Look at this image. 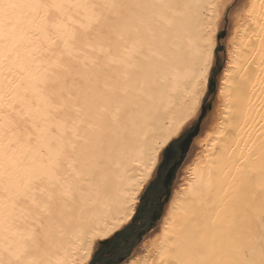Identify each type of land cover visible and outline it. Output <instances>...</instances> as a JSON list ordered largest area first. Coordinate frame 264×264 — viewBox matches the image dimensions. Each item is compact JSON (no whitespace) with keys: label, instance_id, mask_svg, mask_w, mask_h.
I'll return each instance as SVG.
<instances>
[{"label":"snow or ice","instance_id":"obj_1","mask_svg":"<svg viewBox=\"0 0 264 264\" xmlns=\"http://www.w3.org/2000/svg\"><path fill=\"white\" fill-rule=\"evenodd\" d=\"M260 5L251 22L264 49ZM238 7L235 0H0V264H91L100 216L115 201L138 202L168 164L165 149L200 114L217 33L238 14L253 17L255 5L242 14ZM258 54L264 72V50ZM240 60L232 66L234 102L244 114L252 101ZM257 159L264 176V145L236 169L247 178L233 188L221 224L199 222L215 203L209 174L190 219L164 233L162 262L264 264V181L251 178ZM218 240L231 259L204 255Z\"/></svg>","mask_w":264,"mask_h":264},{"label":"bare ground","instance_id":"obj_2","mask_svg":"<svg viewBox=\"0 0 264 264\" xmlns=\"http://www.w3.org/2000/svg\"><path fill=\"white\" fill-rule=\"evenodd\" d=\"M203 2L211 3L215 0H203ZM235 3L239 5L237 12L241 14L255 5L253 17L238 14L224 37L217 33L219 39L215 45L213 73L216 69L218 70L219 55L223 59V67L216 75V89L207 104L206 112L203 111L205 98L200 114L186 126L188 128L194 122L202 121L195 125L191 136L193 147L183 160L184 163L178 175L179 181L175 182V179L170 176L168 193L155 212L152 224L138 237V243L132 249L131 256H128L126 261L125 258L119 260L118 264H167V261L162 262L159 256L160 242L165 240L164 233L171 231L172 225L190 219L191 207L198 199L197 193L207 184L210 173L212 187L216 193L215 203L209 201L208 205L201 209L199 222L206 224L212 219H217V224H221L224 218L222 208L226 203L231 202L233 188L247 178L236 169L245 167L250 155L260 156L261 145H264V107L261 106V100H264V83H262L264 72L258 66L261 59L258 53L264 49H262L260 38L254 34L260 32V29L251 20L259 21L262 9L260 0H235ZM260 34L264 36V33ZM219 46L222 48L220 51ZM238 56L241 58L240 63L249 69L248 92L252 101V111L244 114L234 102L236 94L234 84L238 82V77L233 73L232 66L237 63ZM249 56L256 57V62L252 66L244 63L245 58ZM230 73L233 74L230 75ZM230 94L233 99H230ZM166 132L167 129L163 125L157 129L159 136H163ZM241 158L245 160V165L236 163ZM254 167L256 171L251 178L259 184L264 181V176H261L259 172L261 167L259 159L255 160ZM170 174L172 175L171 172ZM154 176L155 173L152 174L151 180ZM136 177L137 173L130 171L128 179L135 180ZM144 190L140 192L138 202L131 207L124 205L121 199L111 203L103 212L96 222L95 231L99 235L94 240L95 246L92 249L91 260L100 246L106 244L115 233L130 224ZM126 213L127 216H131V219L127 218ZM217 213H219L218 217ZM121 220H123V226L119 223ZM204 255L215 261L223 262L231 259L229 251L220 247L219 240L216 248L210 249Z\"/></svg>","mask_w":264,"mask_h":264},{"label":"rangeland","instance_id":"obj_3","mask_svg":"<svg viewBox=\"0 0 264 264\" xmlns=\"http://www.w3.org/2000/svg\"><path fill=\"white\" fill-rule=\"evenodd\" d=\"M227 33V32H226ZM226 35V34H225ZM223 35V37L225 36ZM221 46H219V51L221 50ZM223 67V59L221 58V56L219 55L218 56V70L216 69V71L214 73H212V77H211V80H212V84H211V92L207 95L205 101H204V107H205V112H206V108H207V104L211 98V96L213 95V92L215 91L216 89V85H217V80H216V75L218 74V72L222 69ZM204 120V119H203ZM202 121L200 122H194L190 127L186 128L182 133L181 135L178 137L179 138V141L177 143H175L173 145V148L177 154V157L175 159V162L173 163V165H175L174 169L172 168L170 170V172L172 173V175L170 174V172L168 173V175L166 176V186H168V183H169V178L170 176H172V178L175 179V182H177L176 180L179 181V171L181 170V167L184 163V158L186 156V154L190 151L191 147H193L192 143H193V138L191 137V135H189L193 129L195 128V125L196 124H199L201 123ZM190 128V129H189ZM194 132V131H193ZM189 135V136H188ZM188 137V138H187ZM191 137V138H190ZM187 138V139H186ZM177 139V138H176ZM165 152H167V150L165 149ZM178 161V163H177ZM156 173H155V176L153 177V179L150 181L149 183V186L153 183L155 184L156 183ZM169 176V177H168ZM178 178V179H177ZM168 179V180H167ZM168 181V182H167ZM148 187H146V189L144 190L139 202L141 201L142 197L145 196V194L148 192L150 193V191L148 190ZM157 186V189H156V192L155 194L152 196L154 199V204L156 203V198L161 196L160 198V202H159V205L157 207V210L159 209V206L161 204V201L162 199L164 198V196L168 193V187L167 189H164L165 186H161L160 182L156 184ZM164 193V194H163ZM157 206V205H156ZM155 207V206H154ZM138 210H140V207H139V203H138V206H137V209H136V215L137 217L139 216V213ZM156 210V211H157ZM143 218H147V213L143 214L142 215ZM153 218V217H152ZM134 220H136V217L132 219V221L130 222L129 225H131L125 232V237L128 239L129 243L127 245H124V240L126 239L125 237L122 238V241L121 243L119 242V245L117 248L115 249H109V250H105L101 253H98L96 254L95 258H94V255H93V262L91 264H118V260H120V258H125V261L128 259L127 257L128 256H131V251L132 249L137 245V240H138V233L135 237L134 235L138 232V231H141V229L136 225L134 224ZM152 224V220L149 224V226ZM148 226V227H149ZM147 227V228H148ZM146 228V229H147ZM103 246V245H102ZM97 252V250L95 251V253ZM94 253V254H95ZM127 254V255H126ZM120 256V257H118ZM118 257V258H117ZM117 259V260H116ZM116 260V261H115ZM115 261V263H114Z\"/></svg>","mask_w":264,"mask_h":264},{"label":"flooded vegetation","instance_id":"obj_4","mask_svg":"<svg viewBox=\"0 0 264 264\" xmlns=\"http://www.w3.org/2000/svg\"><path fill=\"white\" fill-rule=\"evenodd\" d=\"M166 153L169 157L168 164L165 167L161 168L156 175V183L160 182L161 186H165L164 189H167L166 176L168 175L170 170L173 168V163L175 162V159L177 157V154H176L173 147L170 148L169 150H167ZM160 198H161V196L157 197L156 203L154 204V201H153L154 198L151 195H149V193L147 192L145 194V196L142 197V199L140 201L141 203L139 202L140 213H139L138 217L136 216V220H134V224L139 225L146 220H148L150 223L152 220V217L154 216V214L157 210V207H158L159 202H160ZM145 213H147L146 219L142 217V215Z\"/></svg>","mask_w":264,"mask_h":264},{"label":"trees","instance_id":"obj_5","mask_svg":"<svg viewBox=\"0 0 264 264\" xmlns=\"http://www.w3.org/2000/svg\"><path fill=\"white\" fill-rule=\"evenodd\" d=\"M179 141V138H177V139H174L173 141H172V143H171V146H170V148H172L173 147V145L175 144V143H177ZM170 148H168V149H166V150H169ZM156 184L157 183H155V184H151L150 186H149V190H150V193H149V195H151V196H153L154 194H155V192H156V189H157V186H156ZM155 198V197H154ZM155 201V200H154ZM138 212H140V210H138ZM137 215H136V213H135V216H134V218L136 217ZM149 221L147 220V222H145V224L142 226V227H140V229L142 228L143 230L142 231H138L135 235H134V237L138 234V237L140 236V234L141 233H143L144 231H146L149 227ZM131 225H128L127 227H125L124 229H122L121 231H119V232H117V233H115L107 242H106V244H104L103 246H100L98 249H97V252L94 254V258H95V256H96V254H98V253H101V252H103V251H107V250H109V249H115V248H117L118 247V245H119V242L121 243V241H122V238H124L125 237V232H126V230L130 227ZM148 227V228H147ZM147 228V229H146ZM126 238V237H125ZM124 245H127L128 243H129V241H128V239L126 238L124 241ZM127 255V254H126ZM118 257H120V256H118ZM117 257V258H118ZM93 258V259H94ZM93 259L91 260V263L93 262ZM121 259H123V258H120V260ZM117 260V259H116ZM115 260V261H116ZM115 261H114V263H115ZM118 262H119V260H118ZM116 264V263H115Z\"/></svg>","mask_w":264,"mask_h":264},{"label":"crops","instance_id":"obj_6","mask_svg":"<svg viewBox=\"0 0 264 264\" xmlns=\"http://www.w3.org/2000/svg\"><path fill=\"white\" fill-rule=\"evenodd\" d=\"M145 222H147V220L146 221H144L143 223H141V224H139V225H137L139 228L140 227H142L144 224H145ZM143 229H141V231H142Z\"/></svg>","mask_w":264,"mask_h":264},{"label":"water","instance_id":"obj_7","mask_svg":"<svg viewBox=\"0 0 264 264\" xmlns=\"http://www.w3.org/2000/svg\"><path fill=\"white\" fill-rule=\"evenodd\" d=\"M203 111L205 112V108H203ZM193 131H194V129H193ZM193 131H192L189 135H191V134L193 133ZM189 135H188V136H189ZM187 138H188V137H187ZM187 138H186V139H187ZM156 174H157V173H156Z\"/></svg>","mask_w":264,"mask_h":264}]
</instances>
